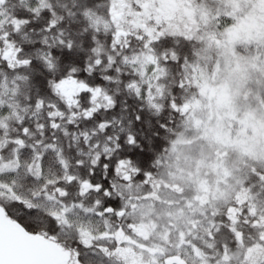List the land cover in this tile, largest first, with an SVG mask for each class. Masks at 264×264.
Wrapping results in <instances>:
<instances>
[{
    "label": "snow or ice",
    "instance_id": "1",
    "mask_svg": "<svg viewBox=\"0 0 264 264\" xmlns=\"http://www.w3.org/2000/svg\"><path fill=\"white\" fill-rule=\"evenodd\" d=\"M0 264H264V0H0Z\"/></svg>",
    "mask_w": 264,
    "mask_h": 264
}]
</instances>
